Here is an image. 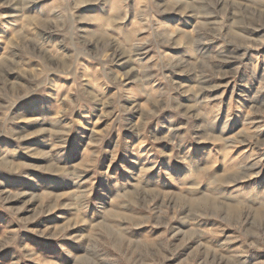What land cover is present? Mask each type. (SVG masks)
<instances>
[{
  "label": "rangeland",
  "instance_id": "1",
  "mask_svg": "<svg viewBox=\"0 0 264 264\" xmlns=\"http://www.w3.org/2000/svg\"><path fill=\"white\" fill-rule=\"evenodd\" d=\"M0 264H264V0H0Z\"/></svg>",
  "mask_w": 264,
  "mask_h": 264
}]
</instances>
